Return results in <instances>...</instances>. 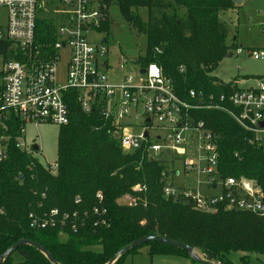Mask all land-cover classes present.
<instances>
[{
	"label": "trees",
	"instance_id": "16d2710c",
	"mask_svg": "<svg viewBox=\"0 0 264 264\" xmlns=\"http://www.w3.org/2000/svg\"><path fill=\"white\" fill-rule=\"evenodd\" d=\"M113 1L123 19L146 38L139 66L156 63L180 97L187 98L190 89L205 95L231 90L210 72L230 54L225 42L227 25L218 14L232 8V0ZM140 7L147 9L145 21L136 12ZM52 32L51 20H37V40H50ZM4 47L0 42V53ZM65 98L68 122L58 132L55 174L46 172L40 163L29 170V157L12 143L8 146L0 168V255L24 238L43 246L58 264H105L121 247L147 234L190 244L203 256L224 264H233L228 258L232 252L264 253V216L222 208L204 213L182 197H165L167 164L163 160L150 159L139 150L124 152L110 123L95 113L83 112L73 90H67ZM195 116L217 135L220 171L253 180L264 193V146L248 144L247 133L222 109L195 110ZM136 184L143 189L134 191ZM97 192L102 194L106 224H94ZM126 194L136 198V205L118 201ZM53 207L77 211L84 224L76 231L65 228V240H60L57 228L29 226L30 212L41 215ZM147 243L149 254L189 258L185 250L156 241ZM94 244L101 245V251L88 248ZM140 246L128 252H137ZM124 254L112 264H119ZM247 258L241 256V264ZM1 264L50 263L35 248L20 245ZM191 264L203 263L191 260Z\"/></svg>",
	"mask_w": 264,
	"mask_h": 264
},
{
	"label": "built area",
	"instance_id": "2783aa9c",
	"mask_svg": "<svg viewBox=\"0 0 264 264\" xmlns=\"http://www.w3.org/2000/svg\"><path fill=\"white\" fill-rule=\"evenodd\" d=\"M1 10L0 42L5 47L0 53V168L12 143L29 157V170L40 163L46 172L55 174L57 161L41 160L40 146L26 142L25 127L66 124L65 93L70 89L83 112L95 113L111 124L124 152L139 150L167 164L165 197H182L194 210L204 213L222 208L264 216L262 189L253 180L220 171L217 135L195 116V110L222 109L247 133L248 144L263 146L264 76L245 87L239 86L243 79L222 81L231 90L219 95L190 89L187 98L176 93L154 62L139 66L144 71L136 80L124 75L112 82L106 67V39L93 42L87 38L89 32L108 23L105 0H0ZM39 12L47 15L40 17ZM39 19L52 21L50 40H37ZM235 49L241 52L239 47ZM247 54L264 61V47L248 49ZM62 65L65 76L59 83L57 72ZM187 175H193L192 187L174 183L175 176ZM132 189L141 191L143 187L136 184ZM95 199L94 224H106L102 194L97 192ZM79 201L76 197L75 203ZM118 201L136 205V198L129 194ZM83 224L77 211L62 212L53 207L41 215L29 213L31 228H57L59 234H65V228L76 231Z\"/></svg>",
	"mask_w": 264,
	"mask_h": 264
},
{
	"label": "rangeland",
	"instance_id": "374dc122",
	"mask_svg": "<svg viewBox=\"0 0 264 264\" xmlns=\"http://www.w3.org/2000/svg\"><path fill=\"white\" fill-rule=\"evenodd\" d=\"M107 2L108 23L105 28L92 31L87 34L90 41L98 42L106 39L108 54L106 57V67L109 79L112 82L119 81L124 75L131 76L135 80L139 77V63L146 50V38L123 19L120 7L113 0ZM238 13L234 10L221 12L219 19L225 21L229 26L230 37L225 42L230 43L231 36H235V45L241 49L236 53L235 48H231L229 56H223L211 76L221 81L232 79H243L244 82L239 86L245 87L254 85L259 77L264 76V61L258 60L247 54L248 49L264 47V0H245ZM137 14L142 21L147 18V9L140 7ZM47 14L39 12L38 16L43 17ZM4 19V10L0 11V23ZM65 66L59 67L57 80L64 82ZM60 126L51 123H41L34 127L28 124L25 127V139L27 143H37L41 148V160L44 162H54L57 158L58 132ZM264 146V141H263ZM181 158V156H179ZM179 166V164H176ZM176 185L192 187L194 185L193 175L179 176L174 178ZM60 240L65 236L60 235ZM90 250L101 251V245L94 244L88 246ZM139 252H127L123 255L119 264H169L160 254H149V244H142ZM196 253L205 258L197 250ZM248 255L245 264H264V253H241L232 252L228 258L233 264H240V257ZM173 264V263H170ZM191 264V262H190Z\"/></svg>",
	"mask_w": 264,
	"mask_h": 264
},
{
	"label": "water",
	"instance_id": "95a60500",
	"mask_svg": "<svg viewBox=\"0 0 264 264\" xmlns=\"http://www.w3.org/2000/svg\"><path fill=\"white\" fill-rule=\"evenodd\" d=\"M241 0H232L233 4H239ZM226 56H229V53L226 54ZM143 69H139V72H143ZM260 125H262V123H260ZM146 135V133H145ZM33 148H37V145H33ZM151 241H156V242H160L163 244H167L173 247H176L178 249H182L185 250L188 253V256L191 260L198 262V263H203V264H224L222 262H218V261H213L211 259L210 256H205V258H201L195 251V249L190 245V244H186L180 241H176V240H172L163 236H159L157 234H147L144 235L142 237H139L135 240H133L130 244L125 245L123 247H121L117 253L110 259L108 260L105 264H112L115 259L120 256L123 253L128 252L129 250L145 244L147 242H151ZM20 245H29L33 248H35L36 250H38L39 252H41L45 258L49 261L50 264H58V262L51 256V254L40 244L33 242L29 239H18L17 241H15L13 244H11L1 255H0V264L3 262L4 258L7 257L13 250H15L18 246Z\"/></svg>",
	"mask_w": 264,
	"mask_h": 264
},
{
	"label": "crops",
	"instance_id": "0c3cea01",
	"mask_svg": "<svg viewBox=\"0 0 264 264\" xmlns=\"http://www.w3.org/2000/svg\"><path fill=\"white\" fill-rule=\"evenodd\" d=\"M244 3H245V0H241L240 1V3L239 4H233V7L232 8H230V9H227V10H234V11H236V14L238 13V9H239V7H242L243 5H244ZM227 10H225V11H227ZM225 11H221V12H225ZM221 12H219V14L221 13ZM218 14V15H219ZM219 17V16H218ZM221 21H223L222 19H220ZM226 25H227V36H226V38H229L230 37V31H229V26H228V24L225 22V21H223ZM226 44L230 47V49L231 48H236V45H235V36H231V39H230V43H227L226 42ZM231 51V50H230ZM231 54V53H230ZM229 54V55H230ZM60 235H64L65 236V239H66V235L65 234H59V236ZM64 239V240H65ZM140 250L138 249V252H139ZM160 255H162V257L164 258V259H166L165 261L166 262H168L169 264L170 263H173V264H190V262H191V260L188 258V257H186V256H183V255H176V254H160ZM241 264V263H240Z\"/></svg>",
	"mask_w": 264,
	"mask_h": 264
}]
</instances>
